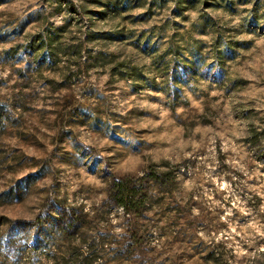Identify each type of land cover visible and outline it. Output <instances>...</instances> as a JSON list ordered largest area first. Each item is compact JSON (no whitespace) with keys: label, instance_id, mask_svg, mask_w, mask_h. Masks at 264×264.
<instances>
[{"label":"rangeland","instance_id":"374dc122","mask_svg":"<svg viewBox=\"0 0 264 264\" xmlns=\"http://www.w3.org/2000/svg\"><path fill=\"white\" fill-rule=\"evenodd\" d=\"M254 132L264 0H0V264H264Z\"/></svg>","mask_w":264,"mask_h":264},{"label":"trees","instance_id":"16d2710c","mask_svg":"<svg viewBox=\"0 0 264 264\" xmlns=\"http://www.w3.org/2000/svg\"><path fill=\"white\" fill-rule=\"evenodd\" d=\"M252 136L255 139V143L258 144V148L261 154V157L264 158V136L261 141H259L258 132L252 133ZM259 141V142H258ZM159 177L154 175L151 178L139 177L134 179L131 176L128 177H114L109 188V195L114 201V203L121 207L122 211L125 214H136L142 210V207H145L148 202L150 182L153 181L158 183ZM66 215L63 214V231L64 233H70L77 231L79 225H73V223H67L65 221ZM96 237L92 240V252H88L83 256L82 262L97 264V262L103 258L105 247V239L101 236L108 233L106 230L98 229ZM91 255V256H90Z\"/></svg>","mask_w":264,"mask_h":264}]
</instances>
